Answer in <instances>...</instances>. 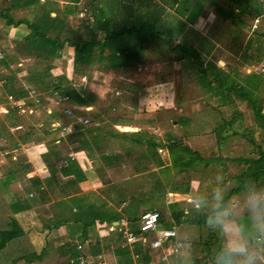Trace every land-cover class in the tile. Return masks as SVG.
<instances>
[{
	"label": "rangeland",
	"instance_id": "1",
	"mask_svg": "<svg viewBox=\"0 0 264 264\" xmlns=\"http://www.w3.org/2000/svg\"><path fill=\"white\" fill-rule=\"evenodd\" d=\"M115 1L94 0L93 7L102 6L105 10L112 8L115 12L113 19H118L122 16L123 7L128 5L132 8L133 14L141 15V13H144L152 20L157 31L164 37H170L174 43L184 42L190 45L197 51L205 65L213 64L223 72L232 67L237 69L240 74L250 72L264 74V36L258 42L256 41V36L260 32H264V14L258 21L256 29L250 32L253 21L249 18L250 13L237 16L236 24L232 25L231 22L221 17L208 0H192L202 2V13L200 20L198 19L197 23L190 27L179 19L172 17V11L163 6V0H119V4ZM211 2L226 9L219 0H211ZM40 4L38 8L31 6L26 15L31 17L32 13H36L38 18H42L43 14L48 13L49 17H54L68 11L66 14L68 24L79 26L87 21L90 14L89 6L93 3H91V0H83L82 3H78V6L73 8L68 3L58 0H53V2L40 1ZM20 15L23 16L25 13L17 16ZM17 42L5 37L0 38V50L7 54L6 61L8 63L4 68L0 65V79L5 81V88L7 86L13 92L21 89L33 91L34 93L30 94L32 97L28 99L29 104H33L32 102L36 98L38 103L32 105L34 108H32L30 114L27 112H13L7 114L2 123L0 122V230L8 228L9 221L13 220L23 231L20 237L13 239L6 244L4 249L0 250V264H16L17 260L15 261V259L21 254L41 251H43L41 259L32 262V264H67L52 248H49L48 245L51 243L45 239L48 236L47 233L51 231L52 227L58 225L60 220L57 222L53 220L51 226L48 223H45L48 226H43L44 223H40L34 227L38 234L30 233L25 229L28 223L27 218L21 214L15 215V212L10 208V205L15 202V198L20 199L17 196L15 197L17 188L22 190V195L27 193L25 189L23 190V182L19 179H16L17 185L20 184L18 187L15 186V179L11 182L7 181L8 183L2 181V178L6 175V169H14V173L17 170L21 172L24 169L22 162L25 158L22 153L17 154L15 163V152L11 151V146L15 143V131L11 135V128H8L11 123L18 122L24 130H27L28 126L37 124L36 128L43 129L38 131L44 133L49 123L55 121V118L61 120L63 110L68 108L71 111L70 117L80 118V120L84 118L87 121L85 127H88L94 121L99 123L98 128L100 130L110 129L112 123L122 124L126 125L124 128H127L123 132H143L144 135H141L143 140L161 146L164 152L161 153L162 150H160L155 154L161 156L162 162L157 156L153 158L151 148L128 147L131 149L130 156L132 160L139 161L142 159V155H145L151 162L153 159L157 162L159 160L166 167L155 169L150 162L146 165L140 160L138 169L145 166L143 179L141 181L135 180V182L130 181L127 186L130 183L133 186L128 194H122L120 192L121 186H117V195L113 200V204L117 207L120 206L121 201L125 202V206L119 213L125 218L136 217L142 209L154 208L161 214L162 222L172 225L171 210L193 207L191 201L197 195L206 196L208 201L211 202L213 192L226 193L228 189L234 186L233 176L242 169L243 165L233 162L232 159L250 157L252 154V147L249 146L246 138L241 135L243 132L241 127L245 122L241 124L239 121H235L231 126H227L225 133L222 131V135L226 136V139L218 145V148L215 147L214 132L224 122L230 120L235 112H242L243 104L235 102L234 104L225 105L212 99L188 75L189 73L184 72L182 63L176 60L178 52L160 51L158 46H152L144 51L139 64L127 63L117 71L106 69L103 65L88 66L75 71L72 68L69 55L56 54L55 58L45 64L43 60L35 59L34 54L32 55L26 51L22 43L18 45ZM248 51L247 56H251L252 60L259 58L260 61L253 63V65L242 64L240 58ZM18 62L20 66L16 65ZM46 65H49L50 68L59 67L62 72L61 75L66 76L65 78L73 83L75 87L82 88L85 92L92 94V103L85 106L84 109L69 103L55 101L48 96L45 82L39 79L40 73ZM66 65L70 68L69 72L65 70ZM23 85H26V87L23 88ZM260 93H262L260 105L264 111V83ZM48 97L54 101L50 104V108H53L55 118L50 117L49 120H44L42 119V109L49 104V100L46 99ZM94 111L96 115L93 114ZM85 113L87 115H83ZM90 113L93 115L88 116ZM132 128L137 131H133ZM29 129L32 130V128ZM115 129L117 132L122 130L117 127ZM232 131L237 133L231 134ZM50 132L55 133L51 130ZM120 141L123 145L126 143L124 140ZM254 141L258 143L256 137ZM169 144H173L175 147H168ZM177 146H185L189 150L199 153L204 159L213 157L217 158L218 161L211 160L206 167L199 163L193 168L184 171L179 170V167L173 163V159L179 154L176 149ZM217 173L222 175V184L217 180ZM99 175L103 180H107L103 177L105 174ZM260 188L264 190V182ZM242 193L231 196L228 201L233 203L239 201L242 198ZM22 198L25 197L22 196ZM70 201L68 203H73L74 200ZM58 203L62 206L65 201ZM75 203L74 205L78 209L74 211L85 210L78 201ZM58 207L60 210H64L63 219L67 217L72 222L70 209L67 210L65 206L60 207V205ZM203 209L208 212L207 208ZM87 211L90 210L87 209ZM92 213L94 214V212ZM29 221L31 223L35 222L34 218H30ZM72 224L74 223L72 222ZM128 227L131 231L136 230L137 221L132 225L128 223ZM71 229L72 232L77 231L79 226H71ZM174 230L179 245L177 258L182 261L181 264L191 263L188 251L189 244L192 241L198 242L204 239L210 231L222 244L220 235L209 229L206 223L201 227L174 226ZM41 231H44L46 235H42ZM113 237V235H108L104 238L100 259L85 257V260L81 257L82 260L86 264H91L95 260H99L104 264H115V258L108 248L111 246L110 242H112ZM85 248L80 245V252L86 254L84 253ZM149 253L151 259L149 264H158L156 260L159 253L151 248ZM194 254L196 257L201 255L198 249L194 251ZM19 262L20 264H27L22 260ZM169 264H174V262L172 261Z\"/></svg>",
	"mask_w": 264,
	"mask_h": 264
},
{
	"label": "trees",
	"instance_id": "2",
	"mask_svg": "<svg viewBox=\"0 0 264 264\" xmlns=\"http://www.w3.org/2000/svg\"><path fill=\"white\" fill-rule=\"evenodd\" d=\"M62 1L68 3L73 8L77 6L78 2L83 0ZM208 1L221 17L231 22L232 25L236 24L237 16H244L250 13L249 18L254 20L255 17L264 14V0H261V2H253V0H219L226 9L213 4L211 0ZM0 3V20L5 25L17 26L24 24L29 31L17 44L20 45L22 43L26 51L32 55L34 54L35 59L43 60L45 64H48L55 58L57 52H60L64 56H70L71 65L75 71L93 65H103L106 69L117 71L127 63L139 64L144 51L152 46H158L160 51L178 52L176 60L182 63L184 72L189 73L188 75L212 99L225 105L234 104L235 102L243 104L242 112H235L230 120L224 122L214 132L215 147L218 148V145L226 139V136L222 135V133L227 126H231L235 121H239L241 124L245 122L241 127L243 131L241 135L246 138L249 146L252 147L250 157L232 159L233 162L240 163L243 167L233 176L235 184L227 190L225 201H228L231 196L237 193L244 192L242 181L247 177L253 178L259 187L262 185L264 182V111L260 105L262 101V93L260 92L264 83V74L256 72L240 74L237 69L232 67L228 71L223 72L213 64L205 65L197 51L190 45L184 42L174 43L170 37H164L157 31L152 20L144 13H141V15L133 14L132 8L128 5L127 7H123L121 11L122 16L118 19H113L115 12L112 8L105 10L102 6L93 7L95 3L94 0H91L93 4L89 6L90 14L87 21L79 26H73L68 24L66 20L68 11L65 14L54 17H49L48 13L43 14L41 16L42 18H38L36 13H32L31 20H14L12 18L10 12L13 9L16 10L31 6L38 8L41 5L39 4V0H1ZM115 3L119 4V0H116ZM163 6L172 11V17L179 19L191 27L197 23V19L202 10V2L192 0H163ZM263 36L264 32H260L256 36V41L258 42ZM248 54L249 51L241 56L240 62L242 64L253 65V63L260 61L259 58L252 60L253 58L247 56ZM0 65L3 68L6 67L8 65L6 59L0 60ZM50 69V66L46 65L42 69L43 71L40 73L39 79L45 82V89L51 97L52 93L55 92L60 102L69 103L80 108H84L92 103V94L85 92L82 88L75 87L63 75L52 76L49 72ZM4 90L15 98L26 97L28 91L27 89H21L13 92L7 86L5 88V82ZM74 118L76 119V117ZM236 133L235 131L231 132V134ZM255 137L258 143H255ZM98 143V141L94 142V145H98ZM146 146L152 149V154H155V147L157 146L153 142L146 140ZM171 146L175 147L173 144L168 145V147ZM176 149L179 151V154L173 159V163L179 167V170L183 171L193 168L199 163H202L203 167H206L211 160L217 159L213 157L204 159L199 153L189 150L185 146H177ZM141 158L148 159L145 155H142ZM152 164L159 166L161 162L159 160L158 162L152 160ZM144 167H142V170ZM135 170L138 171L139 169L135 167ZM60 171L65 175H70L73 182L83 180L81 171L71 160H68L63 170L61 169ZM32 186H39V182L33 180ZM10 208L15 212V203L11 204ZM70 214V219L75 225L79 226V230L81 231L80 242L89 239L88 253H81L76 244L69 243L64 244L57 251L61 252V254H67L71 263L77 264L78 258L83 257L85 259L88 255H95L101 252L102 248L98 238L96 236L91 238L88 236L90 227L95 222L110 224L113 221H117L119 214L111 211L93 214L87 211V209L79 212L70 211ZM158 214L159 223L162 228L171 225L168 223L164 224L161 220V214ZM207 214L208 212H205L203 208L200 213H197L193 207L184 210L174 209L170 212V218L173 223L171 226L185 225L187 227H201L206 223ZM139 215L138 213L134 218L128 217L124 219L127 221V224L130 223L132 225L138 220ZM62 222L63 220H60V223ZM131 232L135 233L136 230ZM22 234L23 231L21 228L13 220H10L8 228L0 230V250L4 249L7 243L20 237ZM113 236V240L110 242L111 246L108 248L110 249L111 255L115 258V264H149L151 259L148 248L141 247L139 243H135L131 247L127 246L124 244V240L120 232L117 231V228ZM220 246L221 243L211 231L204 239L198 242L192 241L188 248L191 260L190 264H214V255L219 251ZM196 249L201 254L199 257H196L194 254ZM20 259L24 263H30L35 259H40V253L36 254L31 252L21 254L15 261ZM173 262L174 264L182 263L177 258V255L173 258ZM91 264L101 263L93 262Z\"/></svg>",
	"mask_w": 264,
	"mask_h": 264
},
{
	"label": "crops",
	"instance_id": "3",
	"mask_svg": "<svg viewBox=\"0 0 264 264\" xmlns=\"http://www.w3.org/2000/svg\"><path fill=\"white\" fill-rule=\"evenodd\" d=\"M40 1L44 2L45 0H39V4ZM46 1L53 2V0ZM58 1L61 2L62 0ZM256 1L261 2V0H253V2ZM82 2L83 1H80L78 3ZM30 9L31 7L16 10L13 9L10 14L14 20H31L30 18L32 16L29 17L28 15H26L27 10ZM24 13L25 15L23 16H17ZM262 16L263 15L255 17V19L259 21ZM198 19L200 20V16L198 17ZM28 32L29 31L24 24L9 26L5 25L4 22L0 20V38L5 37L17 42L20 41L24 36H26ZM57 54L61 53L57 52ZM69 69L70 68L68 67V65H66L65 70L69 72ZM49 72L52 76H59L62 74L59 67L51 68ZM66 75L67 77H69L68 74ZM26 85H23L22 87L24 88L26 87ZM48 96L50 95L48 94ZM46 99L49 100V104H47V106L42 109V119L49 120L50 117L55 118L54 110L53 108H50V104H52V102L54 101L49 97ZM95 113L96 112L94 111L93 114L96 115ZM93 114L90 113L88 114V116ZM83 115H87V113ZM56 119L57 118H55V120ZM77 119L80 120V118ZM81 120H84V118H81ZM36 125L37 124H35V126ZM98 125L99 123L96 121L89 124L88 127H85V125L83 126L81 124H78V126L75 125L76 127L74 126L72 132L63 137H59L58 135L56 136V132L52 133L48 128L46 132L44 131L43 133L41 131H38L41 128L38 129L35 126H28L29 128H32V130H30L29 128L27 130H24L21 124H19L18 122H15L13 124L11 123L8 126V128H11V135L13 134L12 132L15 131V143L11 146V151L15 152V163L17 161L16 156L18 153H22L25 158L23 159L24 162H22L24 169H22L21 172H18L17 170L14 173V169H6V175L2 178V181L6 182H11L15 179V186L17 187L20 184L17 185L18 183L16 182V179H19L23 182V190L25 189L27 192L26 195H22V190L20 188L16 189L17 192L15 194V197L17 196L20 199L15 198V215L18 216L19 214H21L26 217L28 221L27 225L25 226L26 231L28 230V232L36 234H38V231H35L34 227H36L40 223H44L43 226H51V224H53V220H56V222L59 220H63L62 223H59L58 225H55V227H52L51 231L47 233L48 236L45 237V239H47V242L51 243L50 245H48L49 248H52V250H54L61 259L63 258L62 260H65L67 262V264L71 263L69 256L67 254H61V252H57V250L64 244L69 243L76 244L79 249L80 245L86 247L84 253L87 254L89 250V239L80 242L81 231L78 229L77 231L72 232L71 226H75V224H72V222L67 219V217L66 219H63L64 210H60L58 205H60V207L65 206V209H70L71 212H75L74 210L78 209V207H76L74 204H76L75 202L78 201L82 208L88 209L94 212V214H100L101 212L106 211H111L119 214L121 212V209L125 206V202L121 201L119 203L120 206L117 207L113 204V200L117 195V186H121L120 192H122V194L130 193L133 184L130 183L129 186H127V184H129L130 181H141L145 174L142 168L138 171L135 170V167L138 168L140 160L144 162L143 164H147L149 162L150 164H152L151 160L149 159L146 160L143 158L137 161L132 160L130 156L131 149H129L128 147L135 146L140 148H147L146 140H143L141 136L144 135L142 134L143 132H123L127 128H124L126 127V125L122 124L112 123L110 129L105 128L102 130L98 128ZM116 127L122 130L117 132V130L115 129ZM132 129L133 131H137L134 128ZM120 140H124V142L126 143L123 145L121 144ZM97 141L99 142L98 145H94V142ZM159 151L161 153L164 152L161 146L155 147V153ZM156 156L158 157V159H161V156L159 157V155L156 154L154 156L153 154V158H155ZM68 160H71L76 164L83 175V180L73 182L70 175L61 173L60 170H63L65 163ZM160 161L162 162V159ZM163 167L166 166H163L162 164L156 167L154 166L155 169H160ZM99 174H105V176L103 177L107 180H103V178ZM33 180L38 181L39 186H32ZM45 181L47 182L45 183ZM40 187L42 189H39ZM28 194H31L32 196L28 197ZM22 196H24L25 198L23 199ZM30 198L31 200L28 201V199ZM70 200H74L73 203H68L71 202ZM61 201H65L62 206L58 203ZM144 210L156 209H142L141 212ZM141 212H139V214ZM30 218H34L35 222L31 223L29 221ZM120 218L125 217L119 214L118 220ZM117 221H113L110 224H106L104 222H95L90 227L88 236L91 238L96 236L95 234H97L99 243L103 248L104 238H106L108 235H113V233L116 232L108 231V226H116ZM45 223H48V225H46ZM163 223L165 224L167 222ZM159 226L161 227L160 223ZM41 232L42 235H46L44 231ZM38 253H40L41 259L43 251ZM101 257L102 251L95 255L86 256V258L88 259H100ZM38 260L35 259L32 262H36ZM19 261L17 260L16 264H20ZM32 262L27 264H32ZM94 262L104 264L99 260H95Z\"/></svg>",
	"mask_w": 264,
	"mask_h": 264
},
{
	"label": "clouds",
	"instance_id": "4",
	"mask_svg": "<svg viewBox=\"0 0 264 264\" xmlns=\"http://www.w3.org/2000/svg\"><path fill=\"white\" fill-rule=\"evenodd\" d=\"M217 180L223 183L220 173ZM242 184L237 202L225 201L224 192H213L211 202L202 195L191 201L197 213L208 209L206 225L222 239L214 264H264V190L251 177Z\"/></svg>",
	"mask_w": 264,
	"mask_h": 264
},
{
	"label": "built area",
	"instance_id": "5",
	"mask_svg": "<svg viewBox=\"0 0 264 264\" xmlns=\"http://www.w3.org/2000/svg\"><path fill=\"white\" fill-rule=\"evenodd\" d=\"M258 20L254 19L251 24L250 32H253L257 27ZM6 53L0 50V60L6 59ZM70 60V58H69ZM20 66L18 62L16 64ZM4 80L0 79V122L6 117L7 114L24 113L30 114L32 112V105L38 103V99L33 100V104H29V97L33 94V91H27V96L24 98H15L13 95L7 93L4 90ZM52 98L55 101H59V98L55 92L52 93ZM49 113V112H47ZM71 111L68 108L63 110V118L51 121L48 125V129L51 131H57L59 137L70 134L75 125H85L87 121L78 120L70 117ZM66 118V120H65ZM1 125V124H0ZM73 158V157H72ZM82 160V159H81ZM83 161V160H82ZM80 161V162H82ZM39 189H42L41 187ZM28 194V197H31ZM120 232L124 244L131 247L135 243H139L141 247H148V249H154L159 253L156 260L158 264L172 263L173 258L179 252V245L177 242V235L174 227L171 225L166 228H159V214L156 210H144L140 213L137 220L136 232L133 233L129 230L127 221L124 218H120L115 225H109L108 231ZM148 235V236H147ZM77 264H86L84 260L78 258Z\"/></svg>",
	"mask_w": 264,
	"mask_h": 264
}]
</instances>
